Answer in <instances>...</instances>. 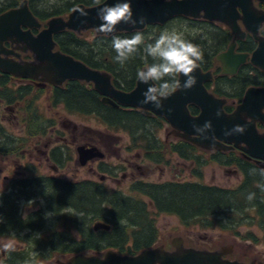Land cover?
<instances>
[{"label":"flooded vegetation","instance_id":"flooded-vegetation-1","mask_svg":"<svg viewBox=\"0 0 264 264\" xmlns=\"http://www.w3.org/2000/svg\"><path fill=\"white\" fill-rule=\"evenodd\" d=\"M106 1L99 0V3H97L96 0H0V18L10 11L21 9L24 3H26L32 15L30 17L25 15L20 20L13 22L8 20V22L5 21L0 25V38L3 37V40H0V58L7 61L14 60L19 63L32 62L31 47L36 46L35 43H38V41L35 39L49 28V22L56 19L68 21L70 15L78 6L92 8ZM233 6L234 12L225 15V18H228L227 21H223L222 12H220L222 18L219 21L177 16L164 25H151L145 30L132 33L149 32L152 27L163 28L162 31L164 32L167 26L173 24V22L176 24H189L188 28L191 33L181 34L185 36V39L198 45L203 52V60L199 61L198 64L203 74L210 75L203 82V86L210 95L224 101L223 109L228 117L240 112L239 118L244 123L252 126L250 136L260 138L259 140L249 141V144L254 142L252 144L253 153L247 150L249 148L248 143L238 140L225 141V145L229 147L226 151L200 148L178 136L179 132L172 128L166 119L157 115L147 116L139 109L121 106L114 109L138 110L145 116L151 117L155 122L160 123L162 128L157 137H159L163 128L166 129L165 126L171 128V132L167 133V138L173 137L174 140L172 142L170 140L166 141L168 144L165 145L169 146V149L164 150L163 161L160 163L149 161L144 152L137 148V145L130 143L126 151L131 156H135L136 161L127 158L117 165L111 164L107 162L105 153L106 158L104 160L91 161L84 167L80 165L77 156V148L79 146L94 145L107 148L110 147L107 146V143H110L112 148H114V144L120 143L116 141L118 135L112 136L110 134L111 129L115 127L103 125L106 133L111 138L109 136L106 137L107 135H100L101 139H96V137L90 136L93 133L92 129L87 128L81 132L78 125H66L67 122L64 121L65 114L79 115L68 113L62 97L65 94H70L73 90L84 89L96 94L102 101L103 96L96 91L95 85L78 80H68L63 85L58 86L47 84L41 80L18 78L0 70V191H2V194H0V210L12 212L8 216L11 224L23 226L28 224V219L33 213L44 211L45 215L46 212H49L47 200L40 197V199L33 200V193L35 188L46 186L50 182L66 183L72 186H79L82 182H86L90 185H99L104 188L106 187V182L110 181L117 185V188L113 190L107 188L111 191H119L124 183L129 182L128 188L125 190V193H129L130 188L135 183L168 184L172 186L193 183L205 184V168L210 165L213 169H221L227 176L236 179L235 184H231L232 186L225 187L211 184L212 186L236 191L237 193L241 192V189L260 190L257 185L264 184V178L259 174L250 175L249 171L253 168H264V158L254 155L264 154V0H234ZM18 24L20 25L18 26ZM86 32L92 35V40H88L87 36L84 35ZM86 32L79 34L65 29L54 33L52 38L56 46L53 51L66 54L63 45H65L70 36H73L77 40L74 41L78 42V44L71 46H75L76 50H79L82 43L84 46L80 50L86 51L95 47L98 38H110L118 34H132L98 35L93 29ZM160 34L157 35L156 39ZM195 35L198 37H195ZM84 47L87 48L84 49ZM40 50L46 49L41 47ZM228 53H231V58L227 60L220 59L221 56ZM15 54L20 55V58ZM107 73L112 75V83L119 91L129 93L137 85L138 79H136L135 86L131 90L120 87L115 82V76L110 72ZM248 92L251 94L249 106L242 110ZM42 103H45L47 111L53 112V115H51L53 117H49L44 111H41L40 106ZM106 106L112 108L110 105ZM188 108L194 117H198L202 112L201 107L194 103L188 105ZM35 117L40 122L35 120ZM18 127L20 132H16ZM127 136L129 138L128 134ZM184 142L187 144H183ZM179 145L186 146L185 149L187 151L184 156L182 152L176 151V147ZM109 149L110 151L108 152H111V147ZM113 154L116 155V151ZM138 162H148V164L140 166ZM164 164L165 166L174 167L171 172V178L163 181L146 180L152 173L151 167L159 168ZM70 168H75V171H70ZM79 168L86 169L87 178L80 177ZM129 168H132V173L128 172ZM134 169L140 172L141 179L134 180L130 178ZM103 170L105 172H102ZM75 192L77 191L75 190ZM30 200L37 203H34L37 205L34 211L26 209V205ZM15 211H18L17 215ZM25 212H27L28 216L22 219V215ZM161 217L167 218L168 216ZM178 222L184 229L191 230L192 227H186L179 220ZM157 226L159 229L158 222ZM203 237L206 238V236ZM177 238L183 240L186 248H192L186 246L181 236H175L172 241L170 240L172 248L173 242ZM0 239L10 240L16 249L8 253L0 252V264H26V262L38 264L39 259H45L42 254H33L32 252V232L27 230L5 232L0 235ZM16 239L27 246L15 244L17 243ZM160 240L161 234L154 246H159ZM228 247H231L233 254L234 246H223L218 250L224 248V250L229 251ZM100 253V256H104V253L102 255ZM61 255L67 257L65 258L66 260H61L66 262L72 255L76 254ZM228 256L230 255L225 256V258L229 259ZM254 261L264 264V262L259 260L251 262Z\"/></svg>","mask_w":264,"mask_h":264},{"label":"trees","instance_id":"trees-1","mask_svg":"<svg viewBox=\"0 0 264 264\" xmlns=\"http://www.w3.org/2000/svg\"><path fill=\"white\" fill-rule=\"evenodd\" d=\"M162 30L163 28L152 27L149 32L142 33L144 45L123 66L114 59V36L98 38L95 47L86 51L80 50L84 46L82 43L79 50L71 46L78 44L73 36L68 37L63 46L66 54L93 68L112 73L118 86L131 90L135 86L138 69L155 62L152 57L147 56L144 46L154 43ZM134 34L115 36L130 38ZM62 98L68 113L94 117L105 126L115 127L111 129L114 133H127L131 144L137 145L149 161H163L164 150H168L169 146L157 137L162 126L151 117L138 110L110 108L96 94L84 89L73 90ZM34 119L40 122L37 117ZM185 147L179 145L176 151L182 152L184 156L187 151ZM34 190L33 200L46 199L49 212H55L56 215L46 219L44 211L35 212L28 219V224L15 226L8 219L12 212L0 210V218L3 220L0 222V235L12 231L32 232V252L42 254L45 259L61 254H96L110 249L119 254L137 255L157 243L160 233L157 226L159 216L176 217L186 227L198 226L202 230L218 227L226 232L234 231L244 220L254 218V223L257 219L264 231V191L261 189H241L237 193L199 183L175 186L135 183L130 192L125 193L124 190L111 191L86 182L79 186L50 182ZM251 192L256 196L249 202L247 195ZM17 212L15 211L16 215ZM99 221L110 225L111 229L95 232L93 225ZM248 239L259 242L258 237L252 233H249Z\"/></svg>","mask_w":264,"mask_h":264},{"label":"water","instance_id":"water-1","mask_svg":"<svg viewBox=\"0 0 264 264\" xmlns=\"http://www.w3.org/2000/svg\"><path fill=\"white\" fill-rule=\"evenodd\" d=\"M118 0H107L105 3L92 8L78 6L70 15L68 21L56 19L49 22V28L35 39L38 43L32 46L33 61L19 63L14 60H4L0 58V70L6 74L25 79L41 80L47 84L63 85L68 80H78L86 83H93L96 91L103 96L102 102L112 108L121 106L139 109L145 115H157L166 119L172 128L179 132L185 141H188L200 148L207 150L228 149L225 141L238 140L248 143V151L252 152L250 140L260 138L251 135L252 126L244 123L240 118V112L228 117L223 109L224 101L210 95L203 86V82L210 75L203 74L200 66L195 70L196 84L190 89H178L169 98L162 101L161 108L154 107L151 103L143 104V93L149 85L137 81V85L131 92L117 90L112 83V75L90 68L83 61L78 60L62 52H54L56 44L52 35L65 29L83 34L88 30H95L98 35L111 36L117 33H132L145 30L151 25H164L177 16L191 17L194 19L205 18L207 20L227 21L226 14L234 12V0H128L131 4L133 19L136 24L119 23L111 33L100 32L101 20L98 18V10L105 6H112ZM86 13V14H84ZM202 13H204L202 15ZM32 16L26 3L17 11H10L0 18V25L3 22H13L20 20L23 16ZM142 21V22H141ZM20 24H18L19 26ZM17 26V28H18ZM3 40V37L0 38ZM46 50L41 51L40 48ZM18 58L20 55L15 54ZM231 53L221 56L220 59L231 58ZM181 82L185 77H180ZM251 94L248 92L247 98L242 108L249 106ZM191 103L201 107L202 112L198 117L191 115L188 105ZM206 122H211V129L203 135L195 131L194 126H203ZM243 126V133H232L231 130L237 126ZM264 158V154H254ZM77 156L81 166H86L91 161L104 160L106 155L94 145L79 146ZM94 231H109L111 226L105 222H96ZM174 250L168 251L163 245L154 246L141 251L136 256L122 255L116 250L110 249L104 252V256L76 254L72 255L66 262L59 260L57 264H262L258 262L244 263L238 260L225 258L232 254L230 250L224 248L218 251L200 250L186 248L181 238L173 242Z\"/></svg>","mask_w":264,"mask_h":264},{"label":"rangeland","instance_id":"rangeland-1","mask_svg":"<svg viewBox=\"0 0 264 264\" xmlns=\"http://www.w3.org/2000/svg\"><path fill=\"white\" fill-rule=\"evenodd\" d=\"M189 24L186 23H174L167 26V29L165 31L171 32V31H176L178 33H186L191 31L188 28ZM87 36L88 40H92L93 37L89 32H86L84 34ZM185 38V36H183ZM195 37H198L195 35ZM152 41V40H151ZM155 42V39H154ZM15 84V83H14ZM16 85V84H15ZM41 111H44L49 117H53V112L47 111V108L45 106V103L40 106ZM66 125L73 124V125H78L80 128V131L82 132L84 129L90 128L92 129L93 133L90 136L96 137V139H101L100 135H107L106 137L111 136L106 133V129H104L103 124L96 118L94 117H81V116H75V115H69L65 114V120ZM8 125V124H6ZM13 125V124H11ZM166 129L163 128V130L160 132L159 138L160 141H162L163 144H168L166 141L170 140L172 142L174 140L173 137H170L169 139L167 138V133L171 132V128L169 126H165ZM16 132H20V128H16ZM112 136L118 135L117 140L119 144H114V148L110 145V143H107V146L111 147V152L110 147L103 148L102 146H97L102 152L106 153L107 155V162L111 164L117 165L118 163H122L125 161L127 158H130L132 161H136L135 156H131L126 150L128 144L131 143L130 141V136L128 138L126 133H114L113 131L110 132ZM96 135V136H95ZM113 140V141H114ZM112 141V142H113ZM170 144V143H169ZM116 148V149H115ZM116 151V155L113 153ZM174 158V157H172ZM140 166L147 165L148 162H143L140 163L138 162ZM87 166V165H86ZM180 166V165H179ZM85 167V166H84ZM83 168V167H82ZM179 168V167H178ZM68 169V168H67ZM79 175L80 177H85L87 178L86 175V169H81ZM152 170V173L149 178L146 180H151V181H159V180H166L171 178V172L174 169L173 166H165V164L159 168H150ZM70 171H75V168H70ZM68 170V171H69ZM67 171V170H66ZM216 171V172H215ZM129 173H132V168H129ZM131 175V174H130ZM121 177V176H120ZM119 177V178H120ZM130 178H133L134 180L136 179H141L142 176L140 172H138L136 169L133 170V174ZM204 182L205 184H213V185H223L225 187L230 186L231 184H235L236 179L227 176L221 169H213L212 166H206L205 168V177H204ZM128 183H124L123 186L121 187V190H127L128 188ZM231 185V186H232ZM117 185L113 184L110 181L106 182V188L108 189H116ZM37 204V203H35ZM33 205L31 209L26 208L28 211H34L37 208V205ZM253 216V215H252ZM227 219V216H226ZM157 222L159 225L160 233L161 234V240L159 241L160 245H164L167 250H172L171 246V241L175 236H181L184 241L186 246L192 247V248H197V249H206V250H218L223 246H234V253L228 258L230 260H238L242 262H251L253 260H259L261 262H264V231L259 228V224L256 219V223L254 218L252 219H247L244 220V223L240 225L239 227L236 228L234 231H223L220 228H215V229H209V230H202L199 227H192L191 230L189 229H184L178 222L177 218L175 217H157ZM236 233L239 234V236L236 235ZM249 233H253L255 236L258 237L259 242L255 243L252 240L248 239ZM77 239H80L78 235H75ZM203 236H206L204 238ZM171 240V241H170ZM10 240H2L0 239V243L8 242ZM15 244H19L22 246H27L20 240L16 239ZM34 254V253H33ZM66 256L63 255H55L53 257H49L48 259H39L38 264H57L59 260H66Z\"/></svg>","mask_w":264,"mask_h":264},{"label":"clouds","instance_id":"clouds-1","mask_svg":"<svg viewBox=\"0 0 264 264\" xmlns=\"http://www.w3.org/2000/svg\"><path fill=\"white\" fill-rule=\"evenodd\" d=\"M99 3V0H96ZM86 14V13H84ZM98 18L101 20L99 31L111 33L119 23L136 24L133 19L131 4L128 0H118L112 6H105L98 10ZM142 22V21H141ZM141 45H144V36L141 32H136L130 38H120L114 36L112 39V48L116 52L115 61L121 66L138 52ZM147 56L152 57L154 63L144 68L138 69L137 79L146 85H149L143 93V104L151 103L156 108L163 106L162 101L169 98L178 89H190L196 84L195 70L199 67L198 62L203 60V52L200 47L185 39L181 33L176 31H164L155 39L154 43H148L144 46ZM185 77L183 83L180 77ZM195 131L203 135L211 129V122H206L203 126H194ZM243 126H235L231 132L243 133ZM250 175L259 174L264 178V168L250 169ZM261 191H264V184L257 185ZM2 194V191H0ZM256 194L251 192L247 195L249 202L255 199ZM34 201H28L26 208L31 209ZM56 215L55 212H46L45 218L49 219ZM28 216L23 213L22 219ZM0 222H3L0 218ZM15 245L12 242L0 243V252L15 251ZM29 264V262H26Z\"/></svg>","mask_w":264,"mask_h":264}]
</instances>
